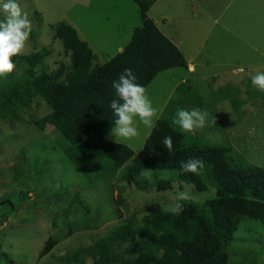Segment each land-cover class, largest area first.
Wrapping results in <instances>:
<instances>
[{
	"label": "rangeland",
	"instance_id": "obj_1",
	"mask_svg": "<svg viewBox=\"0 0 264 264\" xmlns=\"http://www.w3.org/2000/svg\"><path fill=\"white\" fill-rule=\"evenodd\" d=\"M83 1L18 0L30 20V31L22 51L12 57L13 71L0 74L10 89H1L0 95L10 96L16 88L12 85L27 80V74L66 73L71 57L62 40L54 36L56 23L75 25L79 37L94 52V64L108 61L142 24L134 0ZM159 7L157 4L151 13ZM36 53L44 56L33 65L26 57ZM189 66L162 70L145 87L157 109L154 124L161 117L173 119L178 108L204 109L208 122L189 134L213 145H231L249 162L264 166V92L252 85L253 75H234L242 78L230 77L225 81L231 87L218 89L212 76L215 71H208L206 78L184 79L190 75L186 74ZM7 79L13 80L7 83ZM50 111L38 96L15 107L10 117L0 118V264H96L100 254L90 255L88 247L115 234L118 227L141 224L151 211L162 210L161 205L173 206L180 191L194 197L187 200L199 203L215 196L213 186L198 190L193 183L179 179L175 168L143 169L134 175L136 179L126 177L123 174L132 159L110 181L89 180L64 154L53 126L41 130L33 122ZM135 123L138 135L119 142L130 146L137 156L152 128L138 118ZM110 132L106 138L115 141ZM167 178L171 186L159 189L158 181ZM48 238L53 240L52 249L41 254L51 241ZM226 250V264H264V222L243 217ZM130 251L127 245L112 247L107 254L116 252L123 257L104 259L103 264H124Z\"/></svg>",
	"mask_w": 264,
	"mask_h": 264
},
{
	"label": "trees",
	"instance_id": "obj_2",
	"mask_svg": "<svg viewBox=\"0 0 264 264\" xmlns=\"http://www.w3.org/2000/svg\"><path fill=\"white\" fill-rule=\"evenodd\" d=\"M134 1L142 24L121 51L101 64L93 63L92 48L74 26L65 21L56 23L54 36L70 52L69 69L64 75L61 70L54 75L30 73L24 82L17 80L10 96L0 95V118L10 117L15 107L39 96L51 111L33 122L41 130L53 126L60 135L62 151L89 180L110 181L132 159L123 174L126 177L136 179L134 175L143 169L175 168L179 179L193 183L198 190L209 186L216 189L215 196L202 203L180 201L183 210L178 214L154 209L141 224L118 227L115 234L86 249L92 256L100 254L96 264H103L104 259H121L123 255L107 252L122 245L131 249L124 264H226V248L239 221L249 216L264 222V166L249 162L231 145L199 140L168 117L156 120L137 156L127 144L106 138L113 119L110 101L122 102L112 81L125 68L131 69L136 83L145 88L158 72L187 66L180 48L147 15L156 0ZM43 54L26 58L35 65ZM1 89L10 91L0 78ZM164 136L172 138L170 152L162 143ZM190 157L203 161V167L195 173L180 168V162ZM161 180L159 189L171 186L170 178ZM50 240L41 254L52 249Z\"/></svg>",
	"mask_w": 264,
	"mask_h": 264
},
{
	"label": "crops",
	"instance_id": "obj_3",
	"mask_svg": "<svg viewBox=\"0 0 264 264\" xmlns=\"http://www.w3.org/2000/svg\"><path fill=\"white\" fill-rule=\"evenodd\" d=\"M147 15L183 52L190 65L184 79L215 71L220 89L231 87L226 79L242 78L234 75L264 72V0H156Z\"/></svg>",
	"mask_w": 264,
	"mask_h": 264
},
{
	"label": "clouds",
	"instance_id": "obj_4",
	"mask_svg": "<svg viewBox=\"0 0 264 264\" xmlns=\"http://www.w3.org/2000/svg\"><path fill=\"white\" fill-rule=\"evenodd\" d=\"M0 74L11 73L14 69L12 57L22 51L29 36L30 20L22 10L18 0H0ZM251 83L259 91L264 92V72H256L251 76ZM116 95L122 101L115 99L110 101L113 119L110 134L115 142L128 140L138 135L135 120L146 128L154 126V117L157 109L153 107L151 100L145 93V88L136 83V77L131 69L125 68L118 75V79L112 81ZM175 124L186 132L204 128L208 122V112L200 108H178L173 116ZM165 148L172 150V138L164 136L162 140ZM203 167V161L199 158H188L180 162V168L184 172L195 173ZM215 190H212L214 195ZM191 194L180 191L173 206L161 205L165 212L178 214L183 210L180 201L193 199Z\"/></svg>",
	"mask_w": 264,
	"mask_h": 264
}]
</instances>
